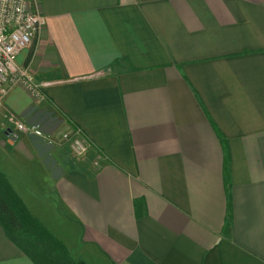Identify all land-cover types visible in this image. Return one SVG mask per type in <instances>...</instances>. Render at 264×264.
I'll return each mask as SVG.
<instances>
[{
  "label": "crops",
  "instance_id": "obj_1",
  "mask_svg": "<svg viewBox=\"0 0 264 264\" xmlns=\"http://www.w3.org/2000/svg\"><path fill=\"white\" fill-rule=\"evenodd\" d=\"M35 1L42 99L0 106L28 212L86 264H264V0ZM0 264H34L1 228Z\"/></svg>",
  "mask_w": 264,
  "mask_h": 264
},
{
  "label": "built area",
  "instance_id": "obj_2",
  "mask_svg": "<svg viewBox=\"0 0 264 264\" xmlns=\"http://www.w3.org/2000/svg\"><path fill=\"white\" fill-rule=\"evenodd\" d=\"M42 18L35 0H0V106L5 94L13 87L24 89L33 99H42L44 83L34 80L26 65L16 63V55L36 40ZM6 129L25 131L26 127L12 113L5 117ZM5 129V130H6ZM69 153L82 156L89 148L88 142L77 132L60 134Z\"/></svg>",
  "mask_w": 264,
  "mask_h": 264
},
{
  "label": "trees",
  "instance_id": "obj_3",
  "mask_svg": "<svg viewBox=\"0 0 264 264\" xmlns=\"http://www.w3.org/2000/svg\"><path fill=\"white\" fill-rule=\"evenodd\" d=\"M27 56L24 64L29 60ZM228 216L224 232L228 231ZM0 228L6 238L34 264H86L67 251L26 209L0 172Z\"/></svg>",
  "mask_w": 264,
  "mask_h": 264
},
{
  "label": "water",
  "instance_id": "obj_4",
  "mask_svg": "<svg viewBox=\"0 0 264 264\" xmlns=\"http://www.w3.org/2000/svg\"><path fill=\"white\" fill-rule=\"evenodd\" d=\"M10 132V130L9 131H7V133H9Z\"/></svg>",
  "mask_w": 264,
  "mask_h": 264
}]
</instances>
